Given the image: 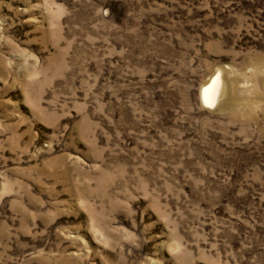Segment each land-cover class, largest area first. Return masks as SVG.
<instances>
[{"label": "rangeland", "instance_id": "374dc122", "mask_svg": "<svg viewBox=\"0 0 264 264\" xmlns=\"http://www.w3.org/2000/svg\"><path fill=\"white\" fill-rule=\"evenodd\" d=\"M0 264H264V0H0Z\"/></svg>", "mask_w": 264, "mask_h": 264}, {"label": "bare ground", "instance_id": "6f19581e", "mask_svg": "<svg viewBox=\"0 0 264 264\" xmlns=\"http://www.w3.org/2000/svg\"><path fill=\"white\" fill-rule=\"evenodd\" d=\"M219 86V76L216 75L213 79L201 89V101L203 104L213 105L216 99Z\"/></svg>", "mask_w": 264, "mask_h": 264}]
</instances>
